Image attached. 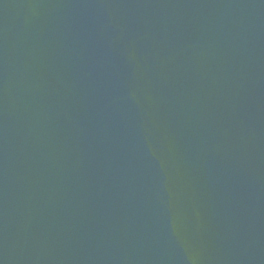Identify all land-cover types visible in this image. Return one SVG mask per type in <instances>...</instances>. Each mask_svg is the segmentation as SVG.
Instances as JSON below:
<instances>
[{
    "label": "water",
    "instance_id": "water-1",
    "mask_svg": "<svg viewBox=\"0 0 264 264\" xmlns=\"http://www.w3.org/2000/svg\"><path fill=\"white\" fill-rule=\"evenodd\" d=\"M0 264H264V0H0Z\"/></svg>",
    "mask_w": 264,
    "mask_h": 264
}]
</instances>
